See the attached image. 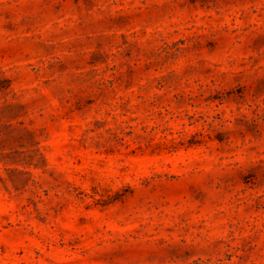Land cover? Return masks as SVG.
Segmentation results:
<instances>
[{"label": "rangeland", "instance_id": "rangeland-1", "mask_svg": "<svg viewBox=\"0 0 264 264\" xmlns=\"http://www.w3.org/2000/svg\"><path fill=\"white\" fill-rule=\"evenodd\" d=\"M0 264H264V0H0Z\"/></svg>", "mask_w": 264, "mask_h": 264}]
</instances>
